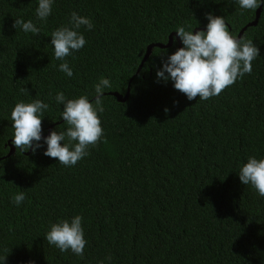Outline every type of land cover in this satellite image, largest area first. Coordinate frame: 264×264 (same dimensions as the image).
<instances>
[{
    "label": "trees",
    "instance_id": "obj_1",
    "mask_svg": "<svg viewBox=\"0 0 264 264\" xmlns=\"http://www.w3.org/2000/svg\"><path fill=\"white\" fill-rule=\"evenodd\" d=\"M38 3L0 0V264H264V197L238 175L250 156L264 158V0L241 36L260 50L251 74L191 101L171 80L157 82L161 56L179 48L176 39L167 46L169 36L179 26L207 30L211 13L237 38L257 9L238 0H53L45 21ZM73 12L93 28L80 27L86 44L65 58L68 77L51 34ZM15 19L32 21L40 34L15 29ZM151 44L166 47H153L138 70ZM101 77L111 83L98 114L103 136L87 156L64 166L44 155L43 139L35 153L16 149L18 102L49 106L43 137L50 126L66 131L56 94L94 101ZM77 215L83 257L45 239L52 224Z\"/></svg>",
    "mask_w": 264,
    "mask_h": 264
},
{
    "label": "clouds",
    "instance_id": "obj_2",
    "mask_svg": "<svg viewBox=\"0 0 264 264\" xmlns=\"http://www.w3.org/2000/svg\"><path fill=\"white\" fill-rule=\"evenodd\" d=\"M261 2L262 0H238L239 6L248 10L259 9ZM52 3L53 0H39L36 10L38 19L46 21L52 12ZM206 19L209 21L206 31L194 33L193 29L186 30L184 26L177 28L175 33L183 47L177 48L170 55L161 56L162 67L156 72L157 82L162 80L167 83L171 80L174 88L186 95L189 101L197 97L200 100H208L220 95L238 78L251 74L252 62L260 55L259 48L252 40L243 37L237 39L231 34L224 17L208 13ZM69 25L61 26L52 32L51 44L54 46L55 59L63 61L59 70L72 77L73 71L65 58L86 44L84 35L79 32L80 27L83 25L92 30L93 24L90 19L73 12ZM13 27H20L26 33L40 34V29L32 21L15 19ZM110 87L109 79L101 77L95 85L94 101H90L86 95L66 99L63 92H58L55 99L63 105L61 117L67 129L52 130L47 137L42 135V117L49 106L41 100L31 103L18 102L11 111L13 145L22 153L29 149L35 153L43 146L40 143L43 139L47 145L45 156L58 158L59 163L64 166L76 165L89 154V147L97 145L103 136L98 114L104 111L102 96L105 88ZM238 175L242 184H251L258 194L264 197V158L250 156L247 163L241 166ZM24 199L23 192L12 197L17 206ZM82 219V216L77 215L70 221L63 219L52 224L45 239L61 252L70 249L77 256L83 257L87 241L84 238ZM6 259L7 256L4 257V262ZM107 259L110 260L111 257ZM29 264L35 262L30 261Z\"/></svg>",
    "mask_w": 264,
    "mask_h": 264
},
{
    "label": "water",
    "instance_id": "obj_3",
    "mask_svg": "<svg viewBox=\"0 0 264 264\" xmlns=\"http://www.w3.org/2000/svg\"><path fill=\"white\" fill-rule=\"evenodd\" d=\"M259 13H260V8L257 9V11H256V19H255V21H253L252 23H249V24H247L245 27H243V28L240 30V32L238 33L237 39H240V38H241L243 32L246 30L247 27L255 26V25H256V23H257V19H258V16H259ZM199 30H201V29H199ZM199 30H198V29L195 30L194 33H195L196 31H199ZM204 31H206V30H204ZM174 38L177 40V42H178V47L180 48V47H181V44L179 43V38L176 36V33H172V34L169 36V43H168L167 46H170V45L173 43ZM153 47L163 48V47H166V46H163V45H161V44H151V45H149V46L147 47L146 54H145V56H144V58H143V60H142V62H141V65H140V67H139L138 70H140V68H141V66H142V64H143V62H144V61L147 59V57L150 55V52H151V50H152ZM128 94H129V90L127 91V95H128ZM112 95L115 96V97L118 99V101H123V100L126 99V97L122 98L121 96H119V95L116 94V93H112ZM51 129H52V126H50V127L48 128V132H47V134H46L45 137H47V136L50 134ZM13 152H14V146H13L12 144H10V150H9V153H8L7 156H10L11 154H13Z\"/></svg>",
    "mask_w": 264,
    "mask_h": 264
}]
</instances>
